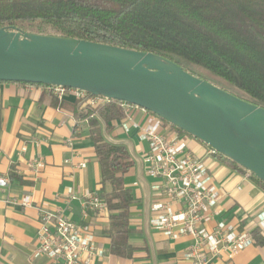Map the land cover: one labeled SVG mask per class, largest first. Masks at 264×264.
<instances>
[{
    "label": "crops",
    "instance_id": "crops-1",
    "mask_svg": "<svg viewBox=\"0 0 264 264\" xmlns=\"http://www.w3.org/2000/svg\"><path fill=\"white\" fill-rule=\"evenodd\" d=\"M76 100L72 95L54 99L38 87L0 82V176L9 178L8 185L0 187V264H51L34 253L40 226L36 206L62 209L70 220L90 227L102 256L92 257L87 264H187L184 252L191 237L170 239L149 224L152 179L142 161L148 144L139 140L134 126L125 132L122 118L101 123V130L106 139L125 145L134 161L124 176L125 186L134 197L128 236L134 251L129 259L110 254L108 209L92 212L81 205L86 190L99 194L100 169L88 121L80 118ZM142 119L141 113L134 115L136 122ZM184 138L189 150L204 161L219 190L218 203L206 227L212 229L217 221H225L251 234L258 229L263 239L261 243L253 241L231 258L225 254L215 257L213 264H264V228L256 226L257 213L264 212V189L248 171L209 155L208 146L200 140L185 134ZM34 160L43 163L36 176L29 166ZM136 161L137 178L128 181ZM109 188L107 184L105 189ZM70 189L76 197L68 202ZM24 196L30 197L29 205L20 202ZM84 261L79 264H86Z\"/></svg>",
    "mask_w": 264,
    "mask_h": 264
},
{
    "label": "trees",
    "instance_id": "trees-1",
    "mask_svg": "<svg viewBox=\"0 0 264 264\" xmlns=\"http://www.w3.org/2000/svg\"><path fill=\"white\" fill-rule=\"evenodd\" d=\"M0 27L152 53L264 108V0H0ZM76 105L80 118L88 121L99 163L98 191L109 211L110 254L129 259L134 251L128 242L134 197L124 176L134 161L125 145L106 139L101 130V123L122 118L123 110L116 101L96 109L82 100ZM250 175L264 189V182ZM252 237L263 242L258 229Z\"/></svg>",
    "mask_w": 264,
    "mask_h": 264
},
{
    "label": "water",
    "instance_id": "water-1",
    "mask_svg": "<svg viewBox=\"0 0 264 264\" xmlns=\"http://www.w3.org/2000/svg\"><path fill=\"white\" fill-rule=\"evenodd\" d=\"M0 81L73 88L144 108L264 182V108L160 56L0 27Z\"/></svg>",
    "mask_w": 264,
    "mask_h": 264
},
{
    "label": "built area",
    "instance_id": "built-area-1",
    "mask_svg": "<svg viewBox=\"0 0 264 264\" xmlns=\"http://www.w3.org/2000/svg\"><path fill=\"white\" fill-rule=\"evenodd\" d=\"M24 84L38 87L45 94L57 99L72 95L92 109L115 101L73 88ZM116 102L123 110L124 131L128 132L130 126H134L139 140L148 144L142 161L146 175L152 179L150 226L170 239L191 237L192 242L184 252L187 264H213V258L222 254L231 258L252 244V234L237 230L231 223L217 221L212 229L206 227L205 223L211 219L218 203L219 190L212 183L204 161L189 150L184 134L173 130L160 117L144 108ZM138 112L143 115L141 122L134 120V115ZM207 153L212 156L218 154L209 146ZM29 166L36 176L43 163L34 160ZM8 183L7 176H0V187H6ZM67 196L69 202L76 194L70 189ZM20 202L29 205L31 199L24 196ZM81 205L83 210L92 212L107 209L100 195L89 190L83 193ZM36 209L40 226L35 255L46 257L51 264H79L82 259L87 264L92 257L102 256L88 225L70 220L62 209L49 210L42 206H36ZM256 218V226L263 229L264 212L257 213Z\"/></svg>",
    "mask_w": 264,
    "mask_h": 264
},
{
    "label": "rangeland",
    "instance_id": "rangeland-1",
    "mask_svg": "<svg viewBox=\"0 0 264 264\" xmlns=\"http://www.w3.org/2000/svg\"><path fill=\"white\" fill-rule=\"evenodd\" d=\"M197 139V138H196ZM138 170V163L136 161V164H135V169H134V173H131L130 177L128 178V181H133V180H136V171Z\"/></svg>",
    "mask_w": 264,
    "mask_h": 264
}]
</instances>
